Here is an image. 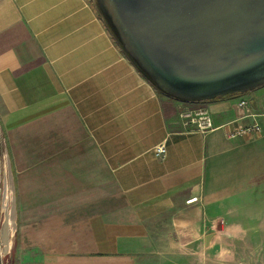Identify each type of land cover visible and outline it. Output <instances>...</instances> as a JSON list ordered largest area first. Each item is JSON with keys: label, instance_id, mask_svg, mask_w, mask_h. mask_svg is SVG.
I'll use <instances>...</instances> for the list:
<instances>
[{"label": "crops", "instance_id": "0c3cea01", "mask_svg": "<svg viewBox=\"0 0 264 264\" xmlns=\"http://www.w3.org/2000/svg\"><path fill=\"white\" fill-rule=\"evenodd\" d=\"M241 100L260 113L264 88L195 104L163 96L91 0H0L13 263L145 264L163 246H210L214 227L263 229L264 125L229 138L253 123ZM185 109L209 112L213 130L186 123Z\"/></svg>", "mask_w": 264, "mask_h": 264}, {"label": "water", "instance_id": "95a60500", "mask_svg": "<svg viewBox=\"0 0 264 264\" xmlns=\"http://www.w3.org/2000/svg\"><path fill=\"white\" fill-rule=\"evenodd\" d=\"M91 1L123 54L163 96L195 104L264 88V0ZM9 181L13 187L10 165ZM12 203L16 232L15 196ZM3 230L0 221V264Z\"/></svg>", "mask_w": 264, "mask_h": 264}, {"label": "rangeland", "instance_id": "374dc122", "mask_svg": "<svg viewBox=\"0 0 264 264\" xmlns=\"http://www.w3.org/2000/svg\"><path fill=\"white\" fill-rule=\"evenodd\" d=\"M3 134L0 132V198H1V224L5 219L3 210L4 197L7 196V186L9 163L7 153L3 146ZM11 170V167H10ZM8 182V181H7ZM11 187V185H9ZM12 191V190H11ZM13 193L9 195V207L13 210ZM17 225V221H16ZM18 229V227H17ZM214 234L213 243L204 247L203 245H172L173 251L162 252L150 260H145V264H264V228L263 229H238L236 231L223 228L212 229ZM18 230L13 234L12 247L10 251L3 253L4 264H14V254L16 251V240ZM177 250V251H176ZM187 257L188 260H185Z\"/></svg>", "mask_w": 264, "mask_h": 264}, {"label": "built area", "instance_id": "2783aa9c", "mask_svg": "<svg viewBox=\"0 0 264 264\" xmlns=\"http://www.w3.org/2000/svg\"><path fill=\"white\" fill-rule=\"evenodd\" d=\"M239 108L245 111V118L250 117L253 119V123L246 127H240L234 132L229 134V138H240L242 136L260 133L264 125V109L260 113H253L249 107V104L246 100H241L238 104ZM181 118L185 120L186 123L196 124L199 131L202 133L209 132L213 130V123L209 112L207 111H190L183 110L181 111ZM260 122H259V121ZM167 154V149L164 145L156 149V155L159 158H164ZM197 201V198L191 199L189 203Z\"/></svg>", "mask_w": 264, "mask_h": 264}, {"label": "bare ground", "instance_id": "6f19581e", "mask_svg": "<svg viewBox=\"0 0 264 264\" xmlns=\"http://www.w3.org/2000/svg\"><path fill=\"white\" fill-rule=\"evenodd\" d=\"M8 177H9V169H8ZM7 181H5V184H9V178L6 179ZM10 185V184H9ZM9 185L7 186V189H6V192H7V196L4 197V203H3V210H6L5 208V205H7V200L9 202L10 198H9V195H10V192H11V187H9ZM10 225L12 226V231L15 232V225L13 223V217H12V210L10 213H7L6 212V219L3 221V227H4V230H3V234H4V243H3V247L7 250V251H10L11 247H12V240H11V236H10V233H11V227Z\"/></svg>", "mask_w": 264, "mask_h": 264}, {"label": "trees", "instance_id": "16d2710c", "mask_svg": "<svg viewBox=\"0 0 264 264\" xmlns=\"http://www.w3.org/2000/svg\"><path fill=\"white\" fill-rule=\"evenodd\" d=\"M92 2V1H91Z\"/></svg>", "mask_w": 264, "mask_h": 264}]
</instances>
